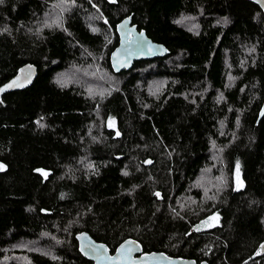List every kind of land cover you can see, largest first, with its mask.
<instances>
[{
  "label": "trees",
  "instance_id": "1",
  "mask_svg": "<svg viewBox=\"0 0 264 264\" xmlns=\"http://www.w3.org/2000/svg\"><path fill=\"white\" fill-rule=\"evenodd\" d=\"M57 1L0 2V83L37 66L30 85L0 97V264H92L77 250L81 230L111 252L132 237L144 251L264 264L251 257L264 240L262 10L249 0H69L61 24L43 25ZM127 14L168 52L114 72L115 24ZM191 16L196 26L180 22ZM72 66L109 81L57 80ZM213 166L223 188L205 199L193 185ZM20 242L37 247L7 259Z\"/></svg>",
  "mask_w": 264,
  "mask_h": 264
},
{
  "label": "water",
  "instance_id": "2",
  "mask_svg": "<svg viewBox=\"0 0 264 264\" xmlns=\"http://www.w3.org/2000/svg\"><path fill=\"white\" fill-rule=\"evenodd\" d=\"M256 4L264 13V0H249ZM117 43L109 53V63L114 72L128 70L133 66L134 61L146 60L161 57L167 54V47L155 40H152L144 29H139L132 22L130 14L123 16L115 24ZM37 75V66L31 62L20 65L16 72L7 80L0 83V97L10 91L22 89L30 85ZM13 81L17 85L8 87ZM22 85V86H19ZM264 87V75H263ZM264 112V95L261 107L258 112V119ZM210 218L204 220V224L210 222ZM200 225L195 224L194 229ZM78 252L92 264H209L206 260L196 261L194 258L185 256H173L160 250L144 251L141 243L132 238L126 237L120 241L113 252H111L102 241L95 240L87 231L81 230L75 233ZM264 254V240L251 255Z\"/></svg>",
  "mask_w": 264,
  "mask_h": 264
},
{
  "label": "rangeland",
  "instance_id": "3",
  "mask_svg": "<svg viewBox=\"0 0 264 264\" xmlns=\"http://www.w3.org/2000/svg\"><path fill=\"white\" fill-rule=\"evenodd\" d=\"M68 1L69 0H58L57 2H55L54 5L49 7L48 11L45 12V15L42 18L41 23L43 25L61 24V22H62L61 17L63 15V13L65 10H68V6H69V4H67ZM92 18H93V16L89 17V19H92ZM195 19H196L195 17L191 16V17L182 18V20L180 22L184 26L190 28V27H193V25L196 26ZM85 68L86 69H84V72H81L80 68L76 67V69H75V67L72 66L67 71L58 73L57 75H60V76L57 77V80L62 79L63 75H70L72 73L75 76H80L81 80L83 82H85V84H87L86 75L90 74V73H97L96 76L99 77L103 86H106V83L109 80L107 79L106 75L99 73V68H97V67H85ZM109 77L111 78L110 74H109ZM91 78L93 80L96 77L91 76ZM86 87L88 88V86H86ZM89 88L90 89H97V90H94V92H96V93H105L106 92V90H104V87L101 88L98 85L89 86ZM107 124L111 127L115 126V122L112 118H109L107 120ZM215 150H216V154H218L217 149H215ZM209 154L211 155V160H217V161L221 162L220 156L216 155L214 150H212V148L210 149ZM212 178H215V181H213ZM222 183H223V177L221 176V169L217 168V166L216 167L213 166L212 169H210V167H208L205 170H203L199 180L197 179L193 186H197V187L201 188L203 191V193H202L203 197L205 199H207V198L210 199V198L214 197L218 191L219 192L221 191V189L223 188ZM232 184H233V187H235V188L242 187V180L240 178V174H239V171L237 168L234 169L233 183ZM213 222H215V220ZM32 246L37 247V244L31 243V242H20L11 248L12 251L6 252L5 256L9 260L20 259V258H22V255H20L17 251H15V249H21V248H27V247L31 248ZM5 264H11V263H5Z\"/></svg>",
  "mask_w": 264,
  "mask_h": 264
},
{
  "label": "snow or ice",
  "instance_id": "4",
  "mask_svg": "<svg viewBox=\"0 0 264 264\" xmlns=\"http://www.w3.org/2000/svg\"><path fill=\"white\" fill-rule=\"evenodd\" d=\"M0 2H2V0H0ZM73 2H74V0H73ZM14 85H17V81H13L12 84L8 85V87H12ZM19 86H22V85H19ZM2 90L3 89H0V91H2ZM117 134H119V133H117ZM2 168H3V165H0V169H2ZM157 195H159V193H157ZM210 219H212V218H210Z\"/></svg>",
  "mask_w": 264,
  "mask_h": 264
},
{
  "label": "flooded vegetation",
  "instance_id": "5",
  "mask_svg": "<svg viewBox=\"0 0 264 264\" xmlns=\"http://www.w3.org/2000/svg\"><path fill=\"white\" fill-rule=\"evenodd\" d=\"M212 219H213V218H212ZM212 219H211V220H212ZM211 220H210V222H211Z\"/></svg>",
  "mask_w": 264,
  "mask_h": 264
}]
</instances>
